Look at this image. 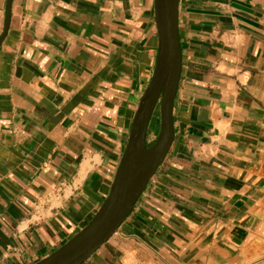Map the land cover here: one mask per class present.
<instances>
[{"label":"crops","instance_id":"obj_1","mask_svg":"<svg viewBox=\"0 0 264 264\" xmlns=\"http://www.w3.org/2000/svg\"><path fill=\"white\" fill-rule=\"evenodd\" d=\"M177 35L171 147L84 264L264 259V0H179ZM157 52L154 0H0V264H35L93 219ZM159 131L156 108L148 145Z\"/></svg>","mask_w":264,"mask_h":264},{"label":"water","instance_id":"obj_2","mask_svg":"<svg viewBox=\"0 0 264 264\" xmlns=\"http://www.w3.org/2000/svg\"><path fill=\"white\" fill-rule=\"evenodd\" d=\"M178 2L154 0L158 35L155 70L134 117L128 143L108 197L84 229L35 264H84L116 234L163 163L173 140L172 106L180 76ZM7 23L8 18L5 31ZM156 108L160 112V131L155 141L148 145L146 132Z\"/></svg>","mask_w":264,"mask_h":264},{"label":"rangeland","instance_id":"obj_3","mask_svg":"<svg viewBox=\"0 0 264 264\" xmlns=\"http://www.w3.org/2000/svg\"><path fill=\"white\" fill-rule=\"evenodd\" d=\"M158 134L156 135L157 138ZM258 264H264V259H262Z\"/></svg>","mask_w":264,"mask_h":264},{"label":"trees","instance_id":"obj_4","mask_svg":"<svg viewBox=\"0 0 264 264\" xmlns=\"http://www.w3.org/2000/svg\"><path fill=\"white\" fill-rule=\"evenodd\" d=\"M151 145V144H150Z\"/></svg>","mask_w":264,"mask_h":264}]
</instances>
